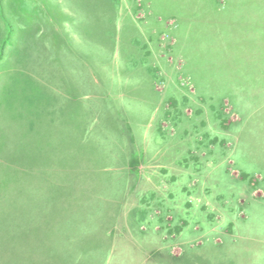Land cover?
Here are the masks:
<instances>
[{"label": "rangeland", "instance_id": "374dc122", "mask_svg": "<svg viewBox=\"0 0 264 264\" xmlns=\"http://www.w3.org/2000/svg\"><path fill=\"white\" fill-rule=\"evenodd\" d=\"M0 264H264V0H0Z\"/></svg>", "mask_w": 264, "mask_h": 264}, {"label": "trees", "instance_id": "16d2710c", "mask_svg": "<svg viewBox=\"0 0 264 264\" xmlns=\"http://www.w3.org/2000/svg\"><path fill=\"white\" fill-rule=\"evenodd\" d=\"M5 45H6V43H3V41H2V44L0 46V58H1V55H2V52L4 50Z\"/></svg>", "mask_w": 264, "mask_h": 264}]
</instances>
